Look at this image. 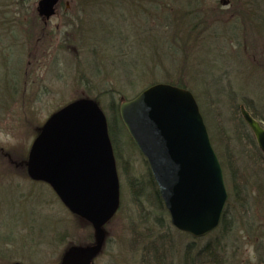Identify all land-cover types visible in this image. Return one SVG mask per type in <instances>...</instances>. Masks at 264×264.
Masks as SVG:
<instances>
[{"label":"rangeland","instance_id":"1","mask_svg":"<svg viewBox=\"0 0 264 264\" xmlns=\"http://www.w3.org/2000/svg\"><path fill=\"white\" fill-rule=\"evenodd\" d=\"M37 1L0 0V264H58L68 247L94 241L86 221L73 215L48 184L27 175L30 146L46 119L68 103L87 98L97 100L108 120L105 87L134 93L168 79L181 81L191 90L222 169L227 161L225 142H231L237 160V181L247 199L240 207L230 195L223 169L228 192L224 210L233 228L227 240L222 239L218 260L264 264V159L255 154V138L239 110L241 105L248 107L264 125V0H230L229 4L194 0L192 5L199 6L203 21L173 23L180 36L176 43L165 37V48H175L171 52L154 42L155 27L168 32L171 26L156 18L152 0H121L118 9L104 6L101 0H61L46 21L36 12ZM181 2L186 7L189 1ZM168 14L173 15L172 10ZM183 15L190 17L187 10ZM191 27L201 35L198 40L192 39L194 32L188 33ZM121 40L128 42L127 53L116 54L131 53L138 60V71L146 72L139 78L133 72L134 83L127 85L122 74L132 62L117 66L112 63L115 53L109 51ZM146 65L150 69L141 70ZM233 125L247 136L243 146L235 143ZM114 134L127 167L124 174L115 158L120 204L103 228L104 245L93 264H159L145 246L149 241L161 242V264H211L200 250L218 236V227L197 238L174 228L168 212L157 208L152 198L146 160L131 148L126 134ZM130 180L142 183L140 197L131 193ZM159 222L163 229L158 228ZM189 242L195 244L192 251ZM197 252L201 254L196 256Z\"/></svg>","mask_w":264,"mask_h":264},{"label":"water","instance_id":"2","mask_svg":"<svg viewBox=\"0 0 264 264\" xmlns=\"http://www.w3.org/2000/svg\"><path fill=\"white\" fill-rule=\"evenodd\" d=\"M58 1L38 0V16L50 19ZM239 110L264 155V126L244 105ZM119 117L148 164L171 225L195 238L215 230L228 192L192 92L154 83L122 101ZM26 172L48 184L61 203L93 229L94 242L69 247L59 264H92L105 241L103 227L120 204L107 119L98 104L81 98L51 114L32 141Z\"/></svg>","mask_w":264,"mask_h":264},{"label":"trees","instance_id":"3","mask_svg":"<svg viewBox=\"0 0 264 264\" xmlns=\"http://www.w3.org/2000/svg\"><path fill=\"white\" fill-rule=\"evenodd\" d=\"M101 1L104 2V6L111 7V9H118L120 7V4H121V0H101ZM188 1L189 2L187 4V6L186 7H182L181 0H163V3H161L159 0H152L153 6H154L155 10L157 11V17L156 18L157 19H162L161 21L166 22V25H165L166 27H168L169 25L171 26V28L168 30V32L166 30H165L166 32H164V28L165 27H162V26H160L158 28H156V27L154 28V29H156V32H157L156 35L154 34V42H155L156 46H162V47L165 48L164 42H165V37L166 36H169V39L172 38L174 40V42L176 43L175 40L180 36V34L176 33L175 27H173V25H172L173 23H176L177 26H183L186 23V21H188V20L190 22H192V20L195 21V22L197 21L196 23H198L199 21H203L202 18L199 19V14H200V12H199L200 9H198L199 6L192 5V4H196L194 0H188ZM129 5L130 6L133 5V3L129 4ZM156 6H157V8H156ZM190 6H193V7L190 8ZM171 10L173 12V15H169L168 14ZM184 10H187V12L190 14L189 18L188 17L185 18V16L183 15ZM161 13H164L163 14L164 18H160V14ZM165 14H167V15H165ZM170 20H171V24H170V22H167V21H170ZM190 25H192V24H190ZM196 26H197V24H196ZM172 29L175 31V35H176L175 39H174V36H173L174 33L172 32ZM194 31H195V28H193V27L188 28V33L189 32H194ZM109 34L110 35H108V40L109 39L111 40L112 36H111V32L110 31H109ZM195 34L197 36L195 35L194 38H192V39L193 40H198V37L201 36V35L199 33H195ZM117 37L118 36L115 37V35H113L114 41L117 40ZM145 37H146V39H149L150 36H145ZM185 37H186V35H185ZM189 37H191L190 34H189ZM121 41H122V44H118V45L112 44L109 47V51H110V48H111L112 53L113 52L115 53V58L113 57L112 63H114L116 65L118 63L126 64L128 61L132 62L131 63L132 66H128L127 68H125V70L127 72H123L124 74H122V76H123V78L125 80V85H127V84H130L132 82V80H133V83H134L133 72L135 73V76H137L138 78L140 76H143L144 74H146V72L138 71V69L140 67L139 65L136 64L138 60L134 59L131 56V53L129 55L126 54L125 55L126 57L125 56H118L116 54V53H121L122 54V52L123 53H127L126 49H127V46H128V42L127 41H123V40H121ZM143 43H145V42H142L141 44H143ZM165 51L166 52L175 51V48L174 47L172 49L168 48V50L165 48ZM141 53H143L142 50H141ZM142 57H144V56L142 55ZM149 69L150 68L147 67V65H146L141 70L148 71ZM150 72H152V71H150ZM165 83H169V84H172V85H175V86H179L181 88L188 89L185 83H182L181 81H178L176 79L175 80H169L168 79ZM151 84H154V83H150L147 86H149ZM142 88L144 89L145 87H141L140 89H138L134 93H130V92L127 91L125 94H123L121 92V90H113L112 88L110 89L109 87H105L104 88V99L107 97V102H105L104 105H106V108H107V111H108V113H107L108 114L107 115L108 116V120H107L108 133H109V137H110L113 153H114L115 158L118 161V163L121 164V168L123 167V170H122L123 172L126 170L127 165H126L125 162L122 161V157H120V154H121L120 153V148H119V144L120 143H119V140L116 139V135L114 133H117V134L122 133L123 135L126 134V137H127L128 141H129V144L131 145V148L134 151H136L137 148L134 145V143L131 140V138L129 137L125 127L123 126V124L121 122V119L119 117V104L122 101L129 100V99L133 98L134 96H136L141 91ZM93 100H95L97 102L96 99H93ZM246 109L251 113V115L254 118L259 120V117L251 109H249L248 107H246ZM205 117H206V115H205ZM240 117H241V115H240ZM241 121H242V117H241ZM116 123H118L119 128L116 127ZM217 124L220 126L221 132H222L223 131V123H222V119H220V117H219V120L217 121ZM233 132H234L235 143L238 144V145H242V141H244L246 139V137H247L246 134L244 135V133L241 131V129L236 128V125H233ZM228 138H229V136H227L226 140H229ZM251 142H252V140H251ZM254 148L258 152V153H256V151H255V154H259L264 159V156L259 151L256 143L254 145ZM224 153H225V156L227 158V161H226L225 166L223 165V167H224L223 169L225 171V175H226L227 180L230 182V185H229L231 187L230 195H233L235 201L237 203H239L240 207H243V205L246 202L247 198H246V196L242 195L243 194V190H242L243 188L240 185V183H238V181H237V175H238V167H237V165L238 164H237V160L235 159V155H234V152H233V149H232V146H231V142H225ZM220 164L222 166V162ZM147 170H148V176H149V181H148L149 184L148 185H150L153 188V197L152 196L151 197L153 198V200H154V202L156 204V207L159 208L162 212L167 213V211H166V209H165V207L163 205V202H162V200H161V198L159 196L157 187H156V185H155V183L153 181V178H152V175L150 173L149 167H148ZM124 174H125V172H124ZM263 175H264V172L262 173V176ZM261 178H260V181L258 180V182H260V183H261V180H262ZM141 185H142V183L139 184L136 181H132V180L129 181L130 191H131V193L133 194V196L135 198H138V197L141 196V191H142ZM262 192L263 191L260 190L261 194H262ZM261 194H259L257 196V198L260 197ZM257 201H258V203L261 202V200H259V199H257ZM246 209L247 208H245L244 211H246ZM229 222H230V218H228V216L226 215V210H224L223 216H222L221 221H220V224H219V226L217 228V230H218V234L217 235L218 236H215V237H212V238L208 239L203 244V246H202V248L200 250L201 253H205L206 254V257L208 258L206 261H210L211 264H225L226 263V262H222L221 260H218V259H220V257H218V256H220V254H221V249H219L220 246H221V243L225 242L223 240L228 238V236H230L231 235L230 233L232 232L231 228H233V224H230ZM157 226L160 229L164 228L163 225L160 222H159V225L157 224ZM166 226H169V225L166 224ZM148 232L150 234H152V232H150V230ZM159 242L160 241H149L148 243L145 244V246L148 247L150 249V251H152L151 255L153 254L154 256H157L156 262L161 264L162 261H164V259H163L164 256H162L161 253H159V251H158ZM79 244H81V243H79ZM223 244H227V243H223ZM162 245H164V244H162ZM192 246L195 247V244L192 245V242H189L188 245H187V248L190 249V247H192ZM190 251H192V250L190 249ZM188 252H189V250H188ZM200 252H197L195 255L197 256L198 254H201ZM210 257H211V259H210ZM193 259H195V257H193L190 260V262H192ZM184 261H185L184 263L187 262V255H184Z\"/></svg>","mask_w":264,"mask_h":264},{"label":"flooded vegetation","instance_id":"4","mask_svg":"<svg viewBox=\"0 0 264 264\" xmlns=\"http://www.w3.org/2000/svg\"><path fill=\"white\" fill-rule=\"evenodd\" d=\"M60 1H61V0H59L58 4L56 5V8H57V6L59 5ZM222 1H223V0H222ZM225 2H227V3L229 4L230 0H225ZM53 16H54V15H53ZM53 16H52V17H53ZM12 263H15V264H24V263H22L21 261H14V262H12ZM58 264H59V263H58Z\"/></svg>","mask_w":264,"mask_h":264}]
</instances>
